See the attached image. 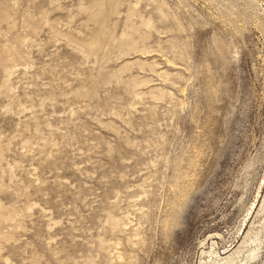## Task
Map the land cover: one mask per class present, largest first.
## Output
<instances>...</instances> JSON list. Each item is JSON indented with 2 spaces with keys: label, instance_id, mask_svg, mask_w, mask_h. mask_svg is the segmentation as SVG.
<instances>
[{
  "label": "rangeland",
  "instance_id": "374dc122",
  "mask_svg": "<svg viewBox=\"0 0 264 264\" xmlns=\"http://www.w3.org/2000/svg\"><path fill=\"white\" fill-rule=\"evenodd\" d=\"M0 264H264V0H0Z\"/></svg>",
  "mask_w": 264,
  "mask_h": 264
}]
</instances>
